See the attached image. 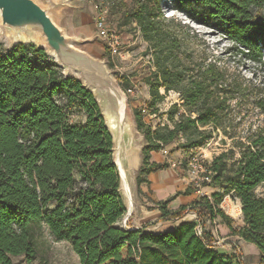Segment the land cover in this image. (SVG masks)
I'll use <instances>...</instances> for the list:
<instances>
[{"label":"trees","instance_id":"obj_1","mask_svg":"<svg viewBox=\"0 0 264 264\" xmlns=\"http://www.w3.org/2000/svg\"><path fill=\"white\" fill-rule=\"evenodd\" d=\"M168 1L189 20L224 35L232 49L260 61L264 0ZM160 2L139 1L124 16L152 49L156 71L145 80L150 105L163 98L160 88H175L190 114L172 127L152 128L140 111L134 112L135 126L146 141L137 186L147 181V174L169 167L150 161L151 152L181 138L175 149L202 147L220 125L228 101L224 76L215 63H200L197 75L188 73L192 69L177 52L176 36L165 28L175 22L167 20ZM71 108L81 110L85 119L70 120ZM257 108L264 114V98L257 100ZM233 147L237 158L230 148L208 164L209 182L201 186L217 188L209 197L170 210L171 197L156 207L163 220L179 219L188 211L198 218L220 216L232 234L257 247L259 264H264V126L235 140ZM113 159L112 136L91 90L77 77L65 76L44 47L18 42L5 48L0 41V264H14L17 257L34 260L33 227L38 224L55 241L68 242L80 264H244L236 254L220 252L196 221L158 233L144 231L147 225L135 230L115 225L126 206ZM259 186L262 194L256 193ZM226 196L241 206L243 224L238 229L220 208Z\"/></svg>","mask_w":264,"mask_h":264},{"label":"rangeland","instance_id":"obj_2","mask_svg":"<svg viewBox=\"0 0 264 264\" xmlns=\"http://www.w3.org/2000/svg\"><path fill=\"white\" fill-rule=\"evenodd\" d=\"M96 1H102L109 7L106 22L110 34H113L118 42L119 53L111 54L106 39L97 36L93 23L94 3ZM139 1L144 2V0H55L58 5L52 6L47 2L37 0L42 7L47 9L53 21L64 30L65 34L77 40L73 43L75 48L105 65L108 73L125 95L126 108L129 113L125 112L124 114L125 123L129 125L128 138L131 140L127 144L125 158L122 162L129 176L130 205L124 194L121 181L119 193L126 208L131 209L129 210L131 215L126 222L127 227L133 226L132 221L137 207L135 201L136 195H138L136 194V177L141 165L140 153L146 144L143 135L135 126L134 112L140 111V108L145 105L151 117L141 115L145 124H153L150 125L152 128L164 125L172 127L180 116L190 114L187 107L183 105L180 93L175 88L167 91L160 88L159 93L163 95V98L155 105H150L149 85L145 80L156 71L152 49L149 43L142 38L136 24L124 16L125 10L132 9ZM160 6L167 20L173 19L175 22L174 24H166L165 28L176 36L179 46L177 52L180 54L185 66L189 65L192 69V73L190 71L188 73L197 75L200 63L213 62L219 67L224 76L225 85L222 90L227 93L228 101L222 113L220 125L216 129H212L211 137L198 149L199 156H203L210 163L220 153L234 148L233 158H237V149L233 147L235 140H244L245 137L264 126V114L257 108V100L264 98V54L260 61L254 60L245 51L232 49L231 42L217 30L197 24L189 20L183 13L172 9L168 0H161ZM19 35L18 33L10 36L0 35V41L5 48H9L18 42L25 43L26 41L22 40ZM22 35L27 36L25 33ZM36 35L41 39V44L27 42L25 44L44 47L48 52L41 36L38 33ZM51 58L54 60L52 56ZM60 69L66 75L64 68L60 67ZM71 75L78 77L77 74ZM128 88H131V93L127 91ZM58 102L63 104L65 101L59 97ZM175 104L178 106L177 110L173 114V119H169V114L175 109ZM68 113L72 121H83L85 119L84 113L78 108H71ZM112 118L111 115H107L109 128L113 127L114 124ZM132 123L133 131L131 130ZM183 141V138H181L167 144L168 155L177 162L181 160L179 167L169 166V168L175 171L177 179L188 184L191 182L193 191L197 193L199 188L194 184L195 175L186 167L182 159L184 154L179 149H175L177 144ZM158 152L159 156L163 158L160 150ZM138 153L140 164L135 169L134 167L130 168L128 164L135 162ZM113 158H115L114 149ZM256 193H263L262 186L256 188ZM142 197L146 199L143 201L140 197L142 202L148 201L150 203L147 196ZM226 203L228 204L226 205ZM238 205V200L230 196H226L220 204L237 227L242 225V216L238 212H231L230 207L233 206L236 210ZM125 218L126 214L119 219L118 223L124 222ZM33 237L36 250L34 260L26 262L23 257H17L14 259V264H80L79 258L70 244L64 241H55L45 225H35L33 227ZM219 251L222 252L221 249ZM236 256L240 257L243 263V258H245L246 264H252L256 259L254 255L242 256L243 258L238 254Z\"/></svg>","mask_w":264,"mask_h":264},{"label":"water","instance_id":"obj_3","mask_svg":"<svg viewBox=\"0 0 264 264\" xmlns=\"http://www.w3.org/2000/svg\"><path fill=\"white\" fill-rule=\"evenodd\" d=\"M40 1L47 2L52 6L58 5L55 0ZM19 32L27 35L37 32L46 44L48 52L54 58L55 63L64 68L65 76L70 77L71 74H77V78L83 86L91 90L101 110L105 126L112 136L113 149L115 145L118 147L120 164L124 165L122 160L125 158L126 147L131 139L120 130V125L124 120L125 112L129 113L126 108L125 95L110 76L105 65L75 48L73 43L77 40L67 36L64 30L53 21L47 9L42 7L37 0H0V35L10 36ZM120 94L124 97L125 102L122 112ZM107 115L113 116L112 119L116 122L114 134L110 130L112 128L109 129L107 126ZM131 130H134L133 123ZM113 162L121 181L120 166L114 159ZM125 214L124 224L120 225L117 222L115 225L126 230L138 229L139 227L126 226L131 211L126 208Z\"/></svg>","mask_w":264,"mask_h":264},{"label":"crops","instance_id":"obj_4","mask_svg":"<svg viewBox=\"0 0 264 264\" xmlns=\"http://www.w3.org/2000/svg\"><path fill=\"white\" fill-rule=\"evenodd\" d=\"M150 161L163 163V158L159 156L158 151L151 152ZM139 164L140 158L138 153V158L135 160V162L128 165L130 168L134 167L135 169ZM126 174L129 186V176L127 170ZM145 179L147 180L146 182H143L139 186H137L136 194L138 195H136L135 201L137 207L132 221L133 227L140 228L147 225L144 231L158 233L174 229L182 222L196 221L197 223H201L200 225L203 227V229L212 235V238L215 242L221 243V245L218 247L222 250L223 253H235L240 255L241 258L247 255H254L256 259L252 262V264H259L260 252L257 247H255L251 243L244 241L237 235L232 234L229 226L220 216H216L213 219H209L205 216L198 218V215L195 211H188L183 215V217L179 219L163 220L161 218V211L156 207L157 202L172 197L167 207L170 210H177L181 206H189L192 202L199 200L200 196L202 195H206L209 197L211 192L217 189L216 187L210 184L200 186V193L198 194L193 191V184L191 182L188 184L187 182H183L182 180L177 179L175 171L171 170L169 167L159 171L151 172L145 176ZM188 188H191L190 191L187 194H184V192ZM177 193L180 194L176 195ZM139 196L143 201H145L146 199L142 196H147L150 199V203H148V201L145 203L142 202ZM148 205L150 206L149 208L147 207ZM238 206H240V204ZM220 208H222V206H220ZM225 215L228 216L226 213ZM228 217L232 220L231 226L235 229H238L240 226H235L233 219L230 216ZM243 260L245 263V258H243Z\"/></svg>","mask_w":264,"mask_h":264},{"label":"built area","instance_id":"obj_5","mask_svg":"<svg viewBox=\"0 0 264 264\" xmlns=\"http://www.w3.org/2000/svg\"><path fill=\"white\" fill-rule=\"evenodd\" d=\"M94 11H95V15H94L93 23L97 36L99 38L106 39L111 54L119 53L118 42L115 39L114 35L110 34V30L106 22L109 12L108 5L106 3H103L102 1H96L94 3ZM127 91L131 93V88H128ZM140 112L143 115H147L151 117V115L148 114L147 107L145 105L140 108ZM198 149H200V147L194 149H188L187 151H184L183 149H179V151L184 154L182 159L185 162L186 167L191 173L195 175L194 184L199 188L197 190V193H200L201 183L204 181L209 182V176L211 175V171L208 170L209 162H207V160L203 156H199ZM160 152L163 155V158L165 159L164 162H166L168 166L179 167V165L181 164V160L177 162L174 159H172L168 155V151L166 147L160 149ZM196 230L197 233L200 235L202 232V227L198 225L196 227ZM212 244L216 248H219L218 246L221 245L220 242H215V241Z\"/></svg>","mask_w":264,"mask_h":264},{"label":"bare ground","instance_id":"obj_6","mask_svg":"<svg viewBox=\"0 0 264 264\" xmlns=\"http://www.w3.org/2000/svg\"><path fill=\"white\" fill-rule=\"evenodd\" d=\"M18 34H20L19 36L22 38V40L26 41L27 43H33V44H37V45L42 43L41 39L36 35L37 33L36 34L33 33V34H30V35L26 34L27 36L22 35L23 32H19ZM120 101H121V106H122L121 107V112H122V108H123V105H125V102H124V97L121 94H120ZM112 122H114L113 127H111L112 129H110V128L109 129L114 134V126H115L116 122L113 119H112ZM107 126H109L108 123H107ZM120 130L122 132H124L125 136H128L129 125L127 123H125V115H124V120L121 122ZM114 153H115L114 161L119 164L120 170H121V185H122L124 194L126 195L128 201H129V205H130L131 197H130V191H129L128 181H127L126 169H125L124 165L120 164V156L118 154V147L116 145L114 146ZM227 204L228 203H226V205ZM129 210H131V209H129ZM230 210H231V212H238L239 214H241V206H238L236 210L232 206V207H230ZM123 223L124 222H121L120 224L123 225Z\"/></svg>","mask_w":264,"mask_h":264}]
</instances>
